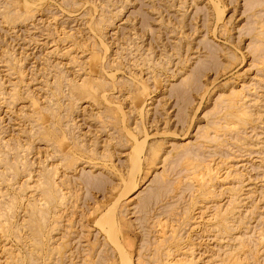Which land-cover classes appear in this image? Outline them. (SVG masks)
I'll list each match as a JSON object with an SVG mask.
<instances>
[{"label": "rangeland", "instance_id": "rangeland-1", "mask_svg": "<svg viewBox=\"0 0 264 264\" xmlns=\"http://www.w3.org/2000/svg\"><path fill=\"white\" fill-rule=\"evenodd\" d=\"M263 56L264 0H0V264H264Z\"/></svg>", "mask_w": 264, "mask_h": 264}, {"label": "bare ground", "instance_id": "bare-ground-1", "mask_svg": "<svg viewBox=\"0 0 264 264\" xmlns=\"http://www.w3.org/2000/svg\"><path fill=\"white\" fill-rule=\"evenodd\" d=\"M264 57V56H263ZM264 61V60H263ZM264 63V62H263ZM135 138V137H134ZM135 153V152H134ZM136 155V154H135ZM132 156V155H131ZM138 158V157H137ZM130 159V158H129ZM132 160H133V158H132ZM135 160H136V158H135ZM134 161V160H133ZM141 162V161H140ZM140 162L139 163H137V164H140ZM136 165V164H135ZM136 167V166H135ZM138 169H139V167H137ZM134 170V169H133ZM135 170H136V168H135ZM137 185V184H136ZM132 187V186H131ZM130 189V188H129ZM97 223H98V221H97ZM102 230V229H101ZM121 249V248H120ZM122 255V254H121ZM129 261V260H128Z\"/></svg>", "mask_w": 264, "mask_h": 264}]
</instances>
